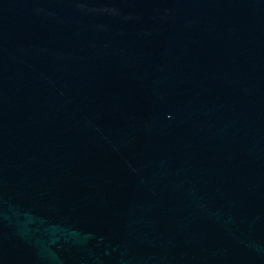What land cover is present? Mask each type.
<instances>
[{"label":"water","instance_id":"1","mask_svg":"<svg viewBox=\"0 0 264 264\" xmlns=\"http://www.w3.org/2000/svg\"><path fill=\"white\" fill-rule=\"evenodd\" d=\"M0 264H264V0H0Z\"/></svg>","mask_w":264,"mask_h":264}]
</instances>
